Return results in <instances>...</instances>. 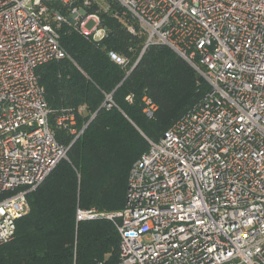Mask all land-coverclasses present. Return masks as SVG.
<instances>
[{
  "label": "built area",
  "instance_id": "2783aa9c",
  "mask_svg": "<svg viewBox=\"0 0 264 264\" xmlns=\"http://www.w3.org/2000/svg\"><path fill=\"white\" fill-rule=\"evenodd\" d=\"M112 3L146 33L143 50L167 44L209 90L158 140L149 138L122 209L79 207L77 220L115 223L117 264H264V0H0V245L14 238L29 194L71 145L56 138L37 69L71 58L62 24L104 38L100 12L117 17ZM109 56L130 63L116 50ZM143 101L152 117L156 104L148 95ZM104 105H114L111 94ZM75 121L72 109L57 119L73 141L83 131Z\"/></svg>",
  "mask_w": 264,
  "mask_h": 264
},
{
  "label": "trees",
  "instance_id": "16d2710c",
  "mask_svg": "<svg viewBox=\"0 0 264 264\" xmlns=\"http://www.w3.org/2000/svg\"><path fill=\"white\" fill-rule=\"evenodd\" d=\"M53 4L66 13L59 1ZM112 5L117 17L100 12L108 29L104 38L94 40L62 24L60 41L71 58L37 69L56 138L71 145L68 159L29 194L30 209L17 220L14 238L0 245V264H117L115 223L105 217L77 220V208L122 209L131 166L147 151V137L158 140L209 90L206 79L167 44L143 50L146 33L128 11ZM110 50L126 55L129 65L113 61ZM108 94L111 107L104 105ZM146 95L157 106L152 117L144 111ZM70 109L75 128H83L74 141L75 133L57 123Z\"/></svg>",
  "mask_w": 264,
  "mask_h": 264
},
{
  "label": "rangeland",
  "instance_id": "374dc122",
  "mask_svg": "<svg viewBox=\"0 0 264 264\" xmlns=\"http://www.w3.org/2000/svg\"><path fill=\"white\" fill-rule=\"evenodd\" d=\"M87 25H88V27H93L94 26V22L93 21H89L88 23H87ZM190 109V108H189ZM188 109V110H189ZM147 137V136H146ZM151 139V138H150ZM149 140V137H147V141ZM149 142V141H148Z\"/></svg>",
  "mask_w": 264,
  "mask_h": 264
}]
</instances>
